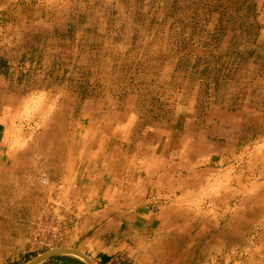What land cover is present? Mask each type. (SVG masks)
<instances>
[{
    "label": "rangeland",
    "instance_id": "rangeland-1",
    "mask_svg": "<svg viewBox=\"0 0 264 264\" xmlns=\"http://www.w3.org/2000/svg\"><path fill=\"white\" fill-rule=\"evenodd\" d=\"M0 108L26 176L34 168L50 190L45 202L39 190L23 195L48 213L32 260L63 247L71 214L54 160L125 113L141 137L155 128L210 143V176L195 197L225 223L217 245L244 247L256 232L262 243L264 0H0Z\"/></svg>",
    "mask_w": 264,
    "mask_h": 264
},
{
    "label": "crops",
    "instance_id": "crops-1",
    "mask_svg": "<svg viewBox=\"0 0 264 264\" xmlns=\"http://www.w3.org/2000/svg\"><path fill=\"white\" fill-rule=\"evenodd\" d=\"M109 118L101 122L100 138L54 160L64 194L74 196L70 202L64 199L71 214L68 222L64 217L68 225L60 232L63 247L81 251L94 264H264V251L255 249L264 246V236L262 243H254L256 232L244 247L228 248L220 238L217 245L214 233L225 232V223L221 227V217L197 205L198 183L210 176V143L206 148L180 139L177 131L155 128L141 137L126 113ZM3 125L0 108V264L28 263L33 259L27 256L28 248L40 236L36 226L48 213L40 215L43 202L27 203L23 195L39 190L45 202L50 190L36 181L34 168L26 176L30 162L24 150L10 147ZM46 140L65 142L50 135ZM233 231L237 239L243 237L241 230ZM45 264L86 263L60 256Z\"/></svg>",
    "mask_w": 264,
    "mask_h": 264
},
{
    "label": "water",
    "instance_id": "water-1",
    "mask_svg": "<svg viewBox=\"0 0 264 264\" xmlns=\"http://www.w3.org/2000/svg\"><path fill=\"white\" fill-rule=\"evenodd\" d=\"M60 256H75L80 258L87 264H94V262L81 251L71 248H65V247L50 250L26 264H45L48 261Z\"/></svg>",
    "mask_w": 264,
    "mask_h": 264
},
{
    "label": "built area",
    "instance_id": "built-area-1",
    "mask_svg": "<svg viewBox=\"0 0 264 264\" xmlns=\"http://www.w3.org/2000/svg\"><path fill=\"white\" fill-rule=\"evenodd\" d=\"M44 182H46V181L44 180Z\"/></svg>",
    "mask_w": 264,
    "mask_h": 264
}]
</instances>
